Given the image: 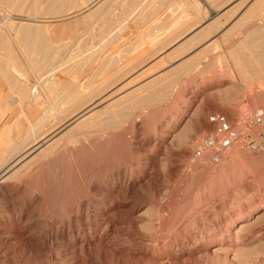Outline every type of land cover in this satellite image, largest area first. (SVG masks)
<instances>
[{
	"label": "rangeland",
	"instance_id": "rangeland-1",
	"mask_svg": "<svg viewBox=\"0 0 264 264\" xmlns=\"http://www.w3.org/2000/svg\"><path fill=\"white\" fill-rule=\"evenodd\" d=\"M2 1L4 2L3 4H5L6 0ZM11 1L12 3H15L12 4L13 7L11 8L13 11L10 9V18L7 16L8 14L4 9L1 10V7L4 5H0L1 29L3 28L6 30L8 28L10 31L12 26L15 29L18 27L23 30L24 23L25 26L28 23V25L34 23V26H45L44 24L48 25L49 23H62L61 20H64L63 22L70 21L73 20V18H76V16L80 15L79 17H81L82 14L88 13L91 9L94 10L96 8L95 6L98 7V4L101 5L106 0H94L92 2L93 4L91 3L90 6L74 10L70 9L68 10L69 14L65 12L66 14L64 13V15H54L53 12L50 14L51 11H49L48 16L46 15V9V11L44 10L45 13L42 11L45 7L40 9V11L38 10L39 7H36L37 9L35 8V0H18L19 2L17 0ZM21 1H24V3L21 4ZM31 1L32 4L30 3ZM40 1L39 2L42 3V6H44L46 1ZM189 1L190 0H171V3L168 4V8H170L172 12L166 7L168 11H165V18L162 20L167 21L166 23H163L162 21L153 23H148L147 21H145L146 23L141 22L135 25L136 29L139 28L136 31L132 28L134 26L132 25L131 28L135 32L133 31L134 33L132 32L127 39L122 38L124 40L122 43L119 42V40L122 41L121 39L117 42V39L120 38L117 36L119 35L118 33H116L117 35L114 34L116 36L113 35V38H107V40L102 43L103 38L101 39L99 35L101 29L97 25V27L95 26L96 29L91 28L92 31H87L88 35L90 34V39L86 36L87 32H85L86 34L80 32L81 37L76 40V43L77 41L80 43V39H82V43L77 45L75 43L74 46L76 49L73 46V48H71L72 51H69L70 54H67L64 59V61L70 59V56L78 54L81 50L96 49V47H100L102 43L101 47H104V51L106 50V52H104L105 55L110 56V58L108 57L110 63L108 60H103L102 63L103 65L105 62L108 63L109 70H111V66L115 65L118 61L117 58L115 62V57L112 56L118 54V57L120 55L122 59L126 58V61L129 60V64H127V62L125 63V60L120 59L122 62L124 61L123 63H125V66L120 70V79L117 83L113 84V87L121 88L115 91L116 94H114V97L109 101L110 103H107V105H117L120 102H124V108L123 106H115V109L112 108L114 110H121L120 117L122 118L119 117L121 120V129L119 128V130L116 129L112 132V137L109 135L111 139L108 140L109 142L105 145V148L110 156L109 161L112 162L111 164L114 168L121 167L124 170H126V168H131L130 162H132L131 160H133V158L135 159L138 157L139 160H145V157L149 154L154 155V160H152L153 163L151 162L150 164V175L146 177L144 181H141L142 187L139 186L138 191H132L129 194L130 201L128 200V202H132V204L125 202L130 205L126 207L127 209L132 208L131 205H136L134 211H137L136 216L141 217V220L135 226L133 224L131 225V216L128 219L129 221H127V219L124 220L125 223L122 227L120 226L121 224L118 225L120 228H117L118 232H115L117 237L115 235L112 238L115 240L111 241L110 248L103 249V247L99 248V245L97 247L95 245L92 248L93 252L90 253V256L87 255V251H82L80 249L77 250L76 255L69 249L66 250V244L71 241L70 239L73 235L69 231H67V236L64 239L66 242L64 241V244L63 241H61V238H57V241L52 248L49 249L44 247L41 251L38 250L37 252H31L24 243L20 241V238H18L19 234L15 231H18L17 229L22 225L24 226L26 224L30 226L33 219L38 216L36 210L40 209V205H38L36 201H32V206H30V209H27V201L32 199V193H30L28 189L30 182H32V179L29 177V171H33V168L29 165L32 162V158H28L29 161L26 163L28 165L23 166L30 170L27 172L22 168L23 171L21 177H23V180L21 177L13 178L10 176L13 171L10 172L6 168L8 163H1L4 165L1 166L0 164V181L4 180L2 178L7 176H10V178L7 179L8 181L0 182V221L3 219V222H0V264H148L145 260L138 258V255L128 254L132 251V253H135V249L139 247L137 243L133 242V236L135 234L139 233V237L144 238L143 240L146 241L145 245H143L144 243L141 244L142 246H149V244H153L156 238H158L161 240L162 244L167 242V245L175 248L180 247L184 240L190 241L198 240L200 238L208 240L213 233H216L218 237H222L220 234H225V232H227V223L233 218H236V215L240 210L246 208L252 202L257 187H260L262 193H264V151L254 152L248 149L245 146L243 137L235 146L222 153L219 163L212 162L208 157L199 158L194 156V150L201 143L202 138L213 129V126L208 121L211 114L219 112L227 114L234 126L237 128L240 126V130L247 131L248 128H250L252 131H256L258 129L257 126H251L246 118L247 116L254 114L258 109H263L264 107V98H257V95L255 96L257 91L259 92L260 89H264V63L256 62L253 64L248 62L246 64L247 67L245 71L247 73V85L253 89L252 91L256 89V93H253L252 91H250L251 93L249 91L244 93L245 90L241 89L243 86L239 83L240 75L236 63L239 60V47L247 45V43L250 45L252 44L251 46L248 44V48L247 46H244L246 52H249L252 51L251 48H253V44H255V28H248L249 24L246 25L248 28L247 32L250 34L248 37L247 33V35H244L247 37L246 40H244L245 37L243 36V43L245 44H240L242 42H240L241 39L237 30L239 29L238 24L242 22V20H239L240 17L237 18L238 13L243 10H245V13L247 12L244 17L248 19H243L244 25L246 24L245 22H247L246 20L251 19V16L248 15L250 14V9L248 8L253 0H249V2L240 7L236 6V8H234L236 9L235 11L233 8L229 9L227 8L228 6L226 7V3H228L227 0H194L195 4L192 0ZM15 4L17 7L14 6ZM191 4H193V6ZM5 6L7 5L5 4ZM22 6L25 12H23L24 10L22 9ZM32 9L34 11L36 9L38 14L35 11V15ZM225 9H229L227 10V15H229L228 19L230 20L225 24L228 20H226V17L223 18L226 20L224 22L219 19L222 26V30L220 31L223 32L218 35L217 42H214L215 40L213 39L207 42V38L210 39L209 35L198 34V36H194L190 42V39L186 42L184 39L177 43V39H181L183 35L192 31L201 21H204V19H216L222 14V11H225ZM19 11H22L23 13H19ZM28 11L30 14L27 13V15L26 12ZM32 11V15L34 14L35 17H33L34 15L31 16ZM137 15L140 16L139 14ZM135 17L137 18V16ZM133 19L130 20V23L134 21ZM9 20L10 22H6ZM237 20H239V22ZM14 21L17 22L15 23ZM11 22L15 24L12 25ZM22 22L23 24H21ZM8 23H11L10 28L8 25H3ZM39 23H41V25ZM19 24L22 25L23 28L19 27ZM155 24L157 25L155 26ZM236 25H238V27H235ZM31 26H33V24ZM128 26L130 27L131 24H128ZM13 29L6 35V37L8 36L6 38L7 42L9 43L10 41V46L14 45V47L11 46L13 52H9L12 57L15 58L17 56L21 59L20 61L24 63H26V55L28 57H33L32 62L36 59L38 60V58L39 60L44 59L46 53L45 47L48 46L47 43L49 44V42L45 43L48 40L47 33L43 32L47 34L45 37L44 34H41V36L46 38V41L43 38L44 42L42 39H38L42 37H34V39H38H36V41L28 35H25L24 33L22 34V32L18 33L21 31L20 29H17V31L14 29L18 33L17 35L21 34L20 37L25 36L26 39L29 38L28 40L30 41L31 48L34 47L36 42L35 45H38L37 48L40 49L42 46L40 52L42 50L45 51L44 53H40L36 52L39 51V49L36 50L35 47V51L33 48L34 52L32 49L26 48L28 47V43L24 40L25 38L18 37L16 33L13 32ZM83 29L81 28L80 31ZM215 32L213 33L215 34ZM13 34L16 35L19 40L24 38L22 39L24 42L22 40L18 42ZM114 37L118 38L116 39ZM30 38L32 40H30ZM113 39L115 40L112 41ZM31 41L34 42L33 45ZM39 41L41 42L39 43ZM21 42L24 46L26 44V47L23 46L24 49L26 48L25 51H22L23 48L21 46L23 44ZM43 43L46 44V46L42 45ZM101 47L98 50L96 49L97 53L102 50ZM14 48L16 50H13ZM246 48L250 49L247 50ZM255 48H253L254 54ZM27 49L31 50L36 57L40 54L42 58L35 57V59L31 52H27ZM137 50L139 51L137 52ZM73 53L74 55H72ZM17 57L15 59L19 61ZM27 60H29V58H27ZM257 63L260 64L258 65ZM117 84L119 86H117ZM7 85L9 84L0 75V109H3L2 112L7 111V106H10L9 108H11L14 104L12 107L13 109L11 108L10 110L8 108L10 111H7L8 113H6L7 119L5 118L4 123H2L3 127H1L2 124L0 125L1 129L5 128L4 132H0V140L2 139L1 137L5 138L9 132L12 137L16 132L13 128L17 124L16 122H18V117L17 121L15 120L18 112V108H16L18 102H15L14 99L16 95L15 86L10 85V87ZM123 85L125 86L123 87ZM16 86L18 87V94L23 97V91L20 86ZM32 90L35 93L39 92L37 87H33ZM252 93L254 95H251ZM142 98H144L142 102L138 101ZM125 107L128 109L127 111ZM131 110L133 111L131 115H129L128 112H131ZM11 111L13 113H11ZM196 133H199V139L194 142L192 135H196ZM3 142L2 139V143H0V159L2 160H0V162L7 160V155L9 154L8 150H10L8 144H3ZM230 154L235 155L234 159L231 158L232 156H230ZM66 162L65 157L61 156V159L59 157L57 163L64 169L67 165ZM33 164L34 163H32V166ZM61 168L60 170H62ZM53 174L54 178L56 173ZM70 176L68 175L66 178L68 182H65L67 186H71L72 189L73 185L71 184L73 183L69 180L71 179ZM126 180L130 181V176H127ZM19 186V192H17V190L15 191V194L12 195L14 197V200L12 201L9 193L15 189L13 187ZM55 187L54 190L56 191L62 189L57 187V185ZM69 196L73 199L75 195L70 193ZM22 199H24L23 201L26 202V205ZM58 201L61 202V199ZM37 205L39 207H35ZM262 208H264V206L260 209ZM260 209L249 217L250 222L255 220V215L259 214ZM32 210L34 211V215L31 220H27L25 212L27 211L32 215ZM139 213L141 214L139 215ZM60 214L61 216L62 214L65 216L63 211H60ZM123 214L128 216L126 211H123ZM241 219L242 218L236 222L235 226L232 227V230L239 228ZM263 221L264 219L260 222L261 226L264 225ZM56 226L54 230L59 231L60 229L58 230ZM45 227L46 226L41 227V225H38L37 231L43 229L42 232L45 234V231L47 230V227ZM232 230L229 232H233ZM250 232L252 233L250 234ZM244 234L241 233L239 239H245L241 240L249 243L253 237V228L250 226ZM232 236V240L237 239L236 235ZM58 241H60L61 245ZM163 241H165V243ZM119 242L122 243V245ZM203 244L197 243V247L201 248L204 246ZM118 245L122 246L124 249L127 248L126 250L128 251V253H124L125 256L123 255L121 258L117 255ZM192 247L196 246L192 245ZM235 260L232 262L233 264H241ZM252 262L254 261L250 260L246 263L243 262V264H260ZM184 264L218 263L208 262L204 259H192ZM261 264H264V262Z\"/></svg>",
	"mask_w": 264,
	"mask_h": 264
},
{
	"label": "bare ground",
	"instance_id": "bare-ground-1",
	"mask_svg": "<svg viewBox=\"0 0 264 264\" xmlns=\"http://www.w3.org/2000/svg\"><path fill=\"white\" fill-rule=\"evenodd\" d=\"M6 1L5 4L7 6L3 4L4 2L2 0V3L0 2V5L2 4L5 6L1 7V10L4 9L8 14L7 16L9 17L10 9L13 7L12 4H14L15 2L12 3L11 0ZM39 1L35 0V8L39 7L38 10L40 11V9H43L45 7L42 11L46 9V15L48 16L49 11H51L50 14L53 12L54 15H64V13H68V10L70 9L74 10L78 8L80 9L88 7L94 0H45L46 3L44 4V6H42V3H40L41 1ZM229 1L230 0H227L228 3L225 2L226 7L228 6L227 8L229 9H234L236 8V6L240 7L249 2V0ZM192 2L194 3V0H192ZM23 3L24 1L21 4ZM30 3L32 4V1ZM170 3L171 0H106L101 5L98 4V7L95 6L96 8L94 7V10L91 9V11H88V13L82 14L81 17H79L80 15L76 16V18H73V20L70 21L63 22L64 20H61L62 23H49L48 25L43 23L45 26H39L37 25V23V26H34V23H30L31 25L33 24V26L28 25L29 23L25 26V23L23 24L22 22L21 24H23L24 28L20 24L19 27L23 28V30L18 28L16 25V29L12 26L16 31L17 29L21 30L18 33L22 32V34L24 33L32 39H34V37H42L38 39H42L43 41L45 39L46 41V38L44 37L48 34V40L44 42H49V44L47 43L48 46H46V44L44 43L42 44L46 46V53L44 55L45 57L42 55L44 59L40 60L38 58H42L40 54L38 57H36V55L32 53L34 47L36 48V50L39 49L37 48L38 45H35L37 42L34 44V47L31 48L30 41L28 40L29 38L26 39L25 36H21L24 37L25 39H22L26 40V43H28V47H26V44L24 46V44L21 42L23 44L21 47L23 48L24 46L28 49H32V51L27 49V52H31L34 58H38V60L36 58V60L33 59L35 60L34 62H32L33 57H28L25 54L26 52L24 54L27 58H29V60H27L26 58V63L20 61L21 59H19L17 56L16 57L19 59V61L15 59L16 57L14 58L11 56L10 53L12 51V45L10 46L9 39V43L7 42L6 38L8 36L6 37V35L7 33H10L12 31L13 28L10 24L13 21L10 24H3L4 26L8 25L9 28L11 27V31L8 28L6 30H4L3 28L1 29L0 26V75L9 84L7 86H15L16 95L14 99L15 102H18V105L16 107L18 108V112L17 115L15 114V120L17 121L18 117V122H16L17 124L13 128V130L15 129L16 132L12 137L10 132L7 134V136H5V138L1 137L4 141L3 144H8L10 150H8L9 154L7 155V160L1 161L0 164L8 163L7 166L5 165L6 168L10 172L13 171L10 176H12L13 178H20L23 171L22 168H24V170H26L27 172L30 170L28 168L27 170L26 167L23 166L28 165L26 164L27 161H29L28 158H32V162L30 161L31 164H29L30 167L33 168V171H29L31 173H29V177L32 179V182H30L28 188L30 193H32V199L27 201V209H30V206H32V201H36L37 204L40 205V207L38 205L35 207H39L40 209L36 210V214H38V216L33 219V222L30 224V226L26 225L25 223V225L23 226L22 223V226L17 229L18 231H15L17 234H19V236H17L18 238H20V241L24 243L29 251H41L44 249V247L50 249L55 245L57 238H61V241H63L64 244V241L66 242V240L64 239L67 236V231H69L73 235L71 236V241L67 244L65 243L66 250L69 249L76 255L77 250L80 249L82 251H87V255L90 256V253L93 252L92 248L95 245L96 247L99 245V248L103 247V249H107L111 245V241L115 240L112 239L116 235L115 232H118L117 228H120V226L122 227V225L125 223L124 220L127 219V221H129L128 219L131 216V225L133 224L134 226L141 220V217L136 216L137 211H134L136 205H131L132 208L129 209H127L126 207L130 206L128 204H132V202H128V200L130 201L129 194L132 191H138L139 186H141V181H144V179L150 175V164L152 160H154V155L149 154L145 157V160L141 159L142 161L139 160L138 157L135 159L133 158V160H131L132 162H130L131 168H126V170L122 169L121 167L114 168V166L111 164L112 162L109 161L110 156L108 155V152H106L107 149L105 148V145H107V143L109 142L108 140L111 139L112 132H114L116 129L119 130V128L121 127V120L119 119V117L121 116V110L119 111L114 109L115 106H123L124 102H120L117 105H107V103H110L109 101L114 97V94H116L115 91L121 88H114L113 84L117 83V81L120 79L119 72L123 68V66H125L126 62L127 64H129V60H125V55V57L123 56L125 59H122L120 55L119 58L117 56L118 54L116 53L117 55L114 54L115 56L112 57H115V62L117 58L118 61L115 65L111 66V70H109V64L105 62L106 64L104 63L103 65L102 62L103 60H108L109 62L108 57L110 58V56L105 55L104 52H106V50L104 51V47L102 48L101 46L102 43L107 40V38L110 39V37H112L116 33H118L119 35H116L120 37H117L118 39L114 37L117 39V42L119 39L122 40H119L120 43L124 42L123 39L129 38V35H131L134 31L133 29H135V31L139 29H136L135 25L141 22L147 21L148 23H153L162 21L163 18H165V11H168L167 8L168 4ZM16 4L14 6H16ZM191 5L193 6V4ZM36 9L35 11L38 14ZM168 9L170 10V8ZM248 9H250V14H248L249 16H251V19H249L250 22L249 20H246L248 23L245 22L246 24L244 25L243 19L245 20L246 17L244 16L247 14V12L245 13V10H243L238 13L237 16V18L240 17L239 20H242V22L238 24L239 27L238 25L235 26L239 28L236 29L238 30V34L240 35V42H242L240 44H245L243 43V41L246 40V38L250 34L249 32H247L248 28H255V44H253V48L256 47L254 49L255 54L253 53V48H251L252 51L246 52L244 46H247L249 43L245 41L247 45H242L239 47V60L238 62H236L239 71L238 73L240 75L239 83L243 86V88L241 89L245 90L244 93H246V91L250 92L253 90L249 87V85H247L246 82V64L248 62H251L253 64L256 62L264 63V0H253ZM227 10L225 9V11H222V14L216 19H204V21H201L198 25H194L195 27L192 31L188 32L186 35H183L181 39H177V43L181 42L184 39L185 42L190 39V42L191 39L196 35L198 36V34H206L207 36L209 35L210 39L207 38V42L212 39L215 40L214 42H217L218 35L223 32L220 31L222 30V26L219 19H221L222 22L228 19L229 15H227ZM235 10L236 9H234V11ZM29 11L26 12V14H30ZM33 11L31 12V16L34 15H32ZM170 11L172 12V10ZM21 12L22 11H19V13ZM23 12H25V10ZM137 14H139L140 16H138ZM35 15L33 17H35ZM135 16H137V18ZM224 17H226V20L223 19ZM132 19L134 21L130 23V20ZM10 20L6 22H10ZM229 20L230 19H228L225 24ZM239 20L237 21L239 22ZM162 22L166 23L167 21ZM14 24L12 23V25ZM39 24L41 25V23ZM128 24H131V26L129 27ZM247 24H249L248 28L246 26ZM96 25L101 29H99V35L101 39L103 38V41L100 45L102 50L98 51V53L96 52V49H100L99 46L98 48L96 47V49L92 48L88 50L86 49L84 51L81 50V52H77L78 54L76 55H74L73 53L72 55L74 56H70L71 58L68 56L70 59L64 61L65 56L67 54H70V50L72 51L71 48H73L76 40L81 37L80 32H84L83 34H86L85 32L92 31V29H94ZM132 25H134L135 27H132ZM156 25L157 24H155V26ZM81 28L84 29L80 31ZM15 30L13 32H15L17 35L18 33ZM213 32H215V34ZM41 34H44V37L41 36ZM16 35H14L16 37L15 39H17L18 42L21 41L22 39L19 40L18 38L21 34L17 35L18 37ZM89 35L87 32L86 36L90 39ZM244 35H247V37ZM243 36L245 37V39L243 38ZM31 38L30 40H32ZM24 40L22 41L24 42ZM80 40L82 41V39ZM114 40L115 39H113L112 41ZM81 41L80 43H82ZM31 42L33 45L34 42ZM40 42L41 41H39V43ZM78 42L79 41H77L76 45L80 44ZM251 45L249 44V46ZM249 46H247V48ZM12 47H14V45ZM26 48H23L22 51H25ZM41 49L42 46L39 51L36 52H40ZM13 50L16 49L14 48ZM44 51L45 50H42L40 53H44ZM138 51L139 50H137V52ZM120 59L125 60V63H123L124 61L122 62ZM16 85L20 86L21 90L23 91V97L18 94V87ZM117 86L119 85L117 84ZM124 86L125 85H123V87ZM33 87H37L39 92H33ZM255 90L256 89H254V91L252 92L256 93ZM253 93L251 95H254ZM255 96L257 98L261 97L263 99L264 89H260L259 92L257 91V94H255ZM127 98L130 99L129 97ZM143 99L144 98L138 101L142 102ZM13 106L14 104L12 105V107ZM9 107L7 106V111H10L12 108ZM8 108L10 110H8ZM0 110L1 125L2 123H4V120L7 117L6 113L8 112H2L3 109ZM127 110L128 109H126V111ZM261 110L264 112V107ZM132 111L133 110H131V112H128V114L131 115ZM11 113L13 112L11 111ZM1 127H3V124L1 125ZM1 127L0 132L2 133L5 131V128H2V131ZM238 128H240V126ZM193 135L192 139L194 140V142H196V140L199 139V133H196L195 136ZM2 139L0 140V143H2ZM61 156L65 157L67 161L66 168L64 169L63 167L61 168L57 163L59 157L61 159ZM230 156H232L231 158L234 159L235 155L230 154ZM32 163H34L33 166ZM4 164H1V166H3ZM60 168L62 170H60ZM53 173H56V176H54V178ZM68 175L71 177V179H69L70 182L73 183H70L71 185H73L72 189L71 186H67L65 182L67 181L66 178L68 177ZM10 176L2 178L4 180H1L0 182L8 181L7 179L10 178ZM127 176H130V181L126 180ZM21 179L23 180V177H21ZM56 185L57 187L62 188V191L54 190V188H56ZM13 188L15 189L9 193L12 201L14 200V197L12 195L15 194L16 190L17 192H19L20 186ZM70 193H73L75 195L73 199H71L70 197L72 195L69 196ZM60 199L61 202L58 201ZM23 200L24 199H22V201ZM125 202H127L128 204ZM24 204L26 205V202H24ZM263 206L264 193H262L260 187H257L256 193L253 195L252 202L246 208H242L236 215V218H233L227 223V232H225V234H220L222 235V237H218L216 233H213L212 235H210L208 240H205L203 238L190 241L184 240L182 241L180 247L175 248L167 245L168 243H165V241H163L165 244H162L161 240H159L158 238H156V240L154 239L155 242H153V244H149V246H142L141 244L144 243L143 245H145L146 241L143 240L144 238L139 237L138 233L133 236V242L139 245V247L135 249V253H132L133 251L131 253H128V251L126 250L127 248L124 249L122 246L118 245L119 247H117V255L119 258H121L126 252L129 255L136 254L138 255V258L145 260L146 262H148V264H184L188 260L192 259H204L208 262L210 261L218 264H231L235 259L238 261V263L241 264H243V262L246 263L252 260L256 263L261 264L264 262V225H260V222L264 219V208L260 209ZM259 209V214L255 215V220L250 222L249 217ZM60 211H63L65 216H63V214L61 216ZM123 211H126L128 216L126 214H123ZM29 212H25L27 220H31L32 216L34 215L33 210L32 215L30 214L31 212ZM140 214L141 213H139V215ZM240 218L242 219L240 220L239 228L232 230V227L235 226L236 222ZM0 222L2 223L3 219ZM38 225H41V227H47H45L47 230H44L45 234L42 232L43 229L37 231ZM55 226L58 228V230H60H54ZM250 226L253 228V237L249 243H246L245 241H242L245 239L241 238V240L239 238L241 237L240 234H244ZM231 230L233 232H229ZM251 233L252 232H250V234ZM232 235H236L237 239L232 240ZM58 242L60 243V241ZM197 243H204V246L199 248L197 247ZM120 244L122 245V243ZM192 245H195L196 247H192Z\"/></svg>",
	"mask_w": 264,
	"mask_h": 264
},
{
	"label": "built area",
	"instance_id": "built-area-1",
	"mask_svg": "<svg viewBox=\"0 0 264 264\" xmlns=\"http://www.w3.org/2000/svg\"><path fill=\"white\" fill-rule=\"evenodd\" d=\"M246 119L250 125L257 126L258 129L240 130L233 125L227 114L222 112L211 114L208 121L213 129L202 138L194 150V156L208 157L212 162L219 163L222 153L232 148L242 137L248 149L254 152L264 151V112L258 109Z\"/></svg>",
	"mask_w": 264,
	"mask_h": 264
}]
</instances>
